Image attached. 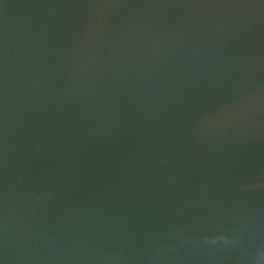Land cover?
Masks as SVG:
<instances>
[{"label": "water", "instance_id": "water-1", "mask_svg": "<svg viewBox=\"0 0 264 264\" xmlns=\"http://www.w3.org/2000/svg\"><path fill=\"white\" fill-rule=\"evenodd\" d=\"M0 264H264V0H0Z\"/></svg>", "mask_w": 264, "mask_h": 264}]
</instances>
